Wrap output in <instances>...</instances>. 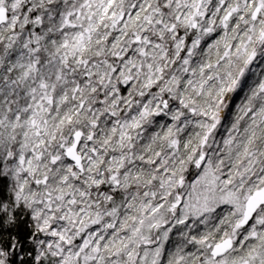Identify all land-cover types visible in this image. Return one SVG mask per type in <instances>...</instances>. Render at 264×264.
<instances>
[{
  "label": "snow or ice",
  "instance_id": "1",
  "mask_svg": "<svg viewBox=\"0 0 264 264\" xmlns=\"http://www.w3.org/2000/svg\"><path fill=\"white\" fill-rule=\"evenodd\" d=\"M0 264H264V0H0Z\"/></svg>",
  "mask_w": 264,
  "mask_h": 264
}]
</instances>
